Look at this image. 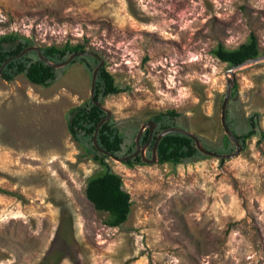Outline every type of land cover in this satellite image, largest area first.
Here are the masks:
<instances>
[{
  "label": "rangeland",
  "instance_id": "rangeland-1",
  "mask_svg": "<svg viewBox=\"0 0 264 264\" xmlns=\"http://www.w3.org/2000/svg\"><path fill=\"white\" fill-rule=\"evenodd\" d=\"M8 34L97 55L124 89L102 102L124 135L174 110L217 149L230 76L211 51L253 34L264 56V0H0ZM90 83L80 63L47 88L0 78V264H264V61L235 71L234 126L256 121L238 156L132 167L106 159L131 201L118 228L86 199L102 168L67 129Z\"/></svg>",
  "mask_w": 264,
  "mask_h": 264
},
{
  "label": "trees",
  "instance_id": "trees-1",
  "mask_svg": "<svg viewBox=\"0 0 264 264\" xmlns=\"http://www.w3.org/2000/svg\"><path fill=\"white\" fill-rule=\"evenodd\" d=\"M32 45L29 39L17 36L16 34H8L0 37V68L9 60L0 71V78L2 80L11 82L17 76L22 75L29 83L47 88L57 79L59 69H54L40 60L36 51L33 50L22 57H17L21 51ZM39 52L45 60L58 64L66 61L73 53H85L86 51L82 44L70 45L66 43L60 47L51 45L39 48ZM211 54L220 62L231 67L241 64L247 59L258 57L259 50L256 37L250 34L247 41L237 48L226 49L221 44H218L211 51ZM75 63H80L91 76L93 70L98 65V60L91 56L83 55L76 57L68 65L70 66ZM235 91L236 89L233 87L228 103L233 99ZM122 92H124V89L116 85L112 75L102 67L96 76L93 100L102 105L103 99L107 96L117 95ZM70 114L67 129L71 138L83 148L84 155L98 163L102 168V172L99 175L87 181L84 190L85 197L93 206L94 210L108 215L104 225L109 228L121 227L130 214V196L123 188L121 178L113 173L106 163L108 156L99 153L93 145L95 129L98 123L106 117V113L101 108L96 107L89 98L81 106L73 109ZM177 116L179 114L171 110L150 117L149 121L155 124V129L146 150V158L150 159L152 144L161 131L168 128L183 129L175 122ZM234 122L227 104L226 124L243 149L245 141L255 135L254 128L256 127V121L251 118L247 131L242 129L237 130ZM137 132L138 128L134 127L129 134L124 135L116 128L111 120H108L99 127L96 142L105 152L114 157L122 158L131 155L135 151L134 140ZM148 137L149 130L146 129L140 138L141 146L146 143ZM202 146L206 150L219 155L233 153L236 149L235 145L225 135L223 136L220 148L212 149L205 147L203 144ZM156 154L159 164L169 163L171 165H179L187 161L207 158V156L197 150L192 139L177 133H169L163 136L158 142ZM220 162L222 161L220 160ZM123 164L132 167L134 165H143L144 163L140 156H136Z\"/></svg>",
  "mask_w": 264,
  "mask_h": 264
},
{
  "label": "water",
  "instance_id": "water-1",
  "mask_svg": "<svg viewBox=\"0 0 264 264\" xmlns=\"http://www.w3.org/2000/svg\"><path fill=\"white\" fill-rule=\"evenodd\" d=\"M33 50L37 52L38 57H39L40 60L44 61L48 66H50V67H52L54 69L64 68L73 59H75L78 56L88 55V56H91V57L95 58L96 60H98V65L95 67V69L93 70L92 75H91L90 99L92 100V102L94 103V105L96 107L101 108L106 113V117L104 119H102L98 123V125H97V127L95 129V132H94V135H93V145H94V147L97 149V151L99 153L108 156V158H110V159H112L114 161H117L119 163H124V162H126L128 160H131V159L135 158L136 156H140V158L143 161V163H147V164L157 163L156 148H157L158 142L160 141V139L163 136H165V135H167L169 133L181 134V135H184V136L192 139L194 141V143H195V146H196L197 150L200 153H202L203 155L208 156V157H215L218 160H229L231 158H234V157L238 156L239 153L242 150L241 145L234 138V136L232 135L230 129L228 128V126L226 124V109H227V104H228V101H229V97H230V93H231L232 86L234 84L235 71H237V70H239V69H241L243 67L256 65V64L264 61V56H260V57H256V58H252V59H247L244 62H242L241 64H238L236 66L228 67V69H227V74L230 76V79L227 82L225 95H224V98H223L222 103H221V108H220V124H221V127L223 129L224 135L227 136L228 139L235 145V148L236 149H235V151L233 153L219 155V154H216L214 152L208 151V150H206L202 146L201 142L199 141V138L196 135H194L193 133H191V132H189L187 130L181 129V128H168V129H165V130L161 131L157 135L155 141L152 144L151 157H150V159H148V158L145 157V152H146V150H147V148H148V146L150 144L151 136H152V133H153V131L155 129V124L152 121H148L147 123L141 125V127L138 129V132H137V134L135 136V140H134L135 141V151L131 155H128V156L122 157V158H117V157H114L111 154L105 152L104 150H102L97 145L96 137H97L98 129H99V127L103 123L107 122L109 120V118H110L109 111L106 110L101 104H99L98 102H96V101L93 100V94H94V86H95L96 76H97L98 71L102 68V65H103V61L97 55H95L93 53H90V52H85V53L77 52V53L71 54L66 61H64L62 63L55 64V63H51V62L45 60L41 56V54L39 52V49L37 47L30 46V47L25 48L23 51H21L17 55V57H22L26 53H28L30 51H33ZM8 61L9 60H7L5 63H7ZM5 63L2 65V67L5 65ZM2 67L0 68V71H1ZM146 129L149 130V137H148V140L146 141V143L141 146L140 145V138H141L142 133Z\"/></svg>",
  "mask_w": 264,
  "mask_h": 264
}]
</instances>
